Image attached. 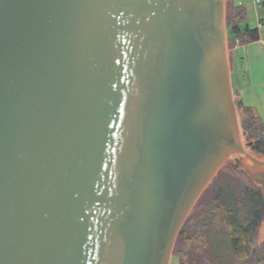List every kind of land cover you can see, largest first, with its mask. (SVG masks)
<instances>
[{
  "label": "water",
  "instance_id": "water-1",
  "mask_svg": "<svg viewBox=\"0 0 264 264\" xmlns=\"http://www.w3.org/2000/svg\"><path fill=\"white\" fill-rule=\"evenodd\" d=\"M251 145L227 0H0V264H171Z\"/></svg>",
  "mask_w": 264,
  "mask_h": 264
},
{
  "label": "trees",
  "instance_id": "trees-1",
  "mask_svg": "<svg viewBox=\"0 0 264 264\" xmlns=\"http://www.w3.org/2000/svg\"><path fill=\"white\" fill-rule=\"evenodd\" d=\"M261 8L264 9V0ZM250 12L238 0H227V30L232 86L234 72L231 55L235 47L261 41V29L249 25ZM263 20H260V24ZM244 137L252 145L248 151L264 159V119L254 107L238 102ZM247 143V144H248ZM232 167L233 172L218 183L211 204L200 201L215 181ZM204 192L185 226L173 252L177 264H264V240L259 243L264 223V191L231 159Z\"/></svg>",
  "mask_w": 264,
  "mask_h": 264
},
{
  "label": "rangeland",
  "instance_id": "rangeland-1",
  "mask_svg": "<svg viewBox=\"0 0 264 264\" xmlns=\"http://www.w3.org/2000/svg\"><path fill=\"white\" fill-rule=\"evenodd\" d=\"M246 1L248 2L247 5L250 12L249 25L252 28H256V27L260 28L262 32V38L264 40V9L261 8V6L257 8V6L254 3V0H246ZM256 9L260 10L259 19L258 16H256L255 11H253ZM260 20H263L261 24H260ZM228 48L230 53L231 49L229 47V44H228ZM231 62H232L233 72L235 73V65H238L240 73L242 75H245V79L247 80L246 81L247 88L242 92V99L245 105L256 108L260 113L261 117L264 119V44L260 43L252 46L251 49H247L244 47L241 48V50L232 52ZM234 99L237 106L238 102L240 101V97L235 91H234ZM237 112L240 123V116L238 109ZM243 142L245 145L248 143L246 138L244 137V134H243ZM232 173H234L232 167H229L228 169L225 170V173L218 179V181H215V184H212V186H210L206 195L204 196L202 201H200L199 207L205 208L207 205L211 204L212 195H214L213 191L217 187V184L224 182L226 180V177H228ZM263 240H264V223L262 224L259 243H261ZM176 262L177 261L175 260V258L172 257L171 264H177Z\"/></svg>",
  "mask_w": 264,
  "mask_h": 264
},
{
  "label": "crops",
  "instance_id": "crops-1",
  "mask_svg": "<svg viewBox=\"0 0 264 264\" xmlns=\"http://www.w3.org/2000/svg\"><path fill=\"white\" fill-rule=\"evenodd\" d=\"M238 3L240 5L241 4L244 5V6H246L248 8V5H247L248 2L246 0H238ZM248 10H249V8H248ZM253 11H255L256 16H258V19H259L260 10L256 9V10H253ZM260 43L264 44L263 38L261 39V41H258V42H255V43H250V44H247V45L237 46V47L234 48L233 52H235L237 50H241V48H244V47L247 48V49H251L252 46H254L256 44H260ZM242 69H243V67H242ZM246 81L247 80L245 79V75H242L240 73L238 65H235V73H234V85L235 86L234 87H235L236 93L240 97V101H242L243 103H244V101L242 99V92L247 88ZM244 105H245V103H244ZM246 106H248V105H246ZM250 107H252V106H250Z\"/></svg>",
  "mask_w": 264,
  "mask_h": 264
},
{
  "label": "built area",
  "instance_id": "built-area-1",
  "mask_svg": "<svg viewBox=\"0 0 264 264\" xmlns=\"http://www.w3.org/2000/svg\"><path fill=\"white\" fill-rule=\"evenodd\" d=\"M254 3L257 7H260L262 4V0H254Z\"/></svg>",
  "mask_w": 264,
  "mask_h": 264
}]
</instances>
